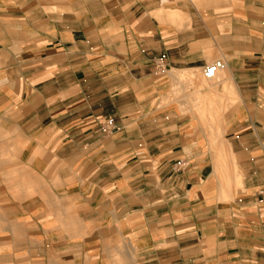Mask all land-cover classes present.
Here are the masks:
<instances>
[{
  "label": "crops",
  "instance_id": "0c3cea01",
  "mask_svg": "<svg viewBox=\"0 0 264 264\" xmlns=\"http://www.w3.org/2000/svg\"><path fill=\"white\" fill-rule=\"evenodd\" d=\"M0 258L264 264V0H0Z\"/></svg>",
  "mask_w": 264,
  "mask_h": 264
},
{
  "label": "rangeland",
  "instance_id": "374dc122",
  "mask_svg": "<svg viewBox=\"0 0 264 264\" xmlns=\"http://www.w3.org/2000/svg\"><path fill=\"white\" fill-rule=\"evenodd\" d=\"M199 75L200 80L198 79ZM210 84L211 81L205 79L202 74H187L180 81L173 82V92L169 93L164 104L179 103L182 114L197 119L204 127L207 135L212 138L215 128L219 126L220 113L215 105L212 107L213 104L210 101L213 98L217 99V97L212 92H202V94L197 92V89H205L210 87ZM191 88L195 92H190ZM217 94L219 93L217 92ZM1 260L0 258V264H5Z\"/></svg>",
  "mask_w": 264,
  "mask_h": 264
},
{
  "label": "built area",
  "instance_id": "2783aa9c",
  "mask_svg": "<svg viewBox=\"0 0 264 264\" xmlns=\"http://www.w3.org/2000/svg\"><path fill=\"white\" fill-rule=\"evenodd\" d=\"M225 67H226V63L222 59L215 60L214 62L210 63L209 65H207L203 69L202 75L205 79L212 80V79L216 78L218 73L221 70H224ZM165 69H166V64H165L164 58L157 59L156 60V74H158L159 72H161ZM115 130H116V120L114 117H108L107 119H105L100 124V131L103 134L109 135V134L113 133ZM185 164L186 163L184 161L179 160L176 163V166L174 169L176 171H181V169L183 168V166Z\"/></svg>",
  "mask_w": 264,
  "mask_h": 264
}]
</instances>
